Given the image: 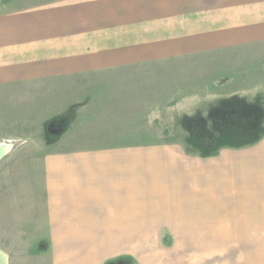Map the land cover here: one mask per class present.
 I'll use <instances>...</instances> for the list:
<instances>
[{"label":"rangeland","instance_id":"rangeland-1","mask_svg":"<svg viewBox=\"0 0 264 264\" xmlns=\"http://www.w3.org/2000/svg\"><path fill=\"white\" fill-rule=\"evenodd\" d=\"M51 1L55 0H0V13ZM178 62L124 72L134 76L152 75L151 83L136 82L140 81L138 78L130 84L115 83L104 77H100L101 82L78 78L69 89L70 98H40V108H32L35 103H30V99H0V144L10 146L8 154L0 160V250L7 255L8 264L256 262L253 252L258 247L264 251V243L246 242L250 230L230 226L226 216L225 150L234 148L219 147L212 155L204 156L190 141L180 121L183 117L203 114L227 100V95L232 93V85L226 83L227 76H238L245 71L243 84L250 91L258 85L256 82L263 83L264 45L226 54L202 53ZM161 75L168 79L165 81ZM64 103L68 104L63 106ZM85 106L84 116L81 110ZM103 106L121 112L123 115L118 118L123 123H116L118 118L98 110ZM132 106L135 113L124 114L129 111L125 108ZM82 118H87V123ZM111 118L116 124H104V119ZM127 134L139 140L143 137L147 142H94L100 137L119 138ZM172 139L184 142H162ZM128 151L142 156L163 152L185 154L188 160L184 163L185 184L178 191L186 192L190 202L175 206L171 202L146 203L143 206L146 209L137 210L142 216L137 223L139 227L133 228V238L127 226V229L114 225L67 227L64 220L56 219L51 220L56 225H49L48 202L42 198L45 199L47 187L52 197L68 194V183L76 176L79 165L74 161L75 156ZM72 156L69 162L67 157ZM197 192L205 198L202 205L206 209L211 207L210 210H196L201 206L192 202ZM180 205L185 210L182 220L176 221L179 224L146 226L152 223L148 218L152 219L154 214L168 220L165 210ZM262 229L259 234L264 235Z\"/></svg>","mask_w":264,"mask_h":264},{"label":"crops","instance_id":"crops-1","mask_svg":"<svg viewBox=\"0 0 264 264\" xmlns=\"http://www.w3.org/2000/svg\"><path fill=\"white\" fill-rule=\"evenodd\" d=\"M259 45H264V0H55L0 13V99H30L35 103L32 108H40V98H70L69 89L78 78L101 82L104 77L129 84L138 78L136 82L151 83L152 75L124 72ZM240 73L226 77V83L232 85L227 97L257 101L264 107V82L258 80L250 91L243 84L245 71ZM114 108L98 110L116 118L123 115ZM125 109L129 111L124 114L135 113L133 106ZM86 111L85 106L81 114L85 116ZM81 121L87 123V118ZM103 122L123 123L119 118L116 123L112 118ZM144 140L127 134L94 142ZM75 157L79 165L68 183V194L52 197L47 187L42 198L48 202L50 226L56 225L51 222L55 219L64 220L67 227L127 226L133 238V228L139 227L142 216L137 210L146 209V203L171 202L175 206L190 202L186 192L178 191L185 184V154L142 156L128 151ZM69 158L70 162L74 157ZM225 177L228 224L248 228L246 242L264 243V235L259 234L260 228L264 231V136L253 145L225 150ZM147 188L151 189L143 191ZM140 191L145 193L139 195ZM197 194L192 202L201 206L196 210H210L203 206L205 198ZM184 210L181 205L165 210L168 220L154 214L146 226L177 225ZM253 253L256 262L251 264H264V251L258 247Z\"/></svg>","mask_w":264,"mask_h":264},{"label":"trees","instance_id":"trees-1","mask_svg":"<svg viewBox=\"0 0 264 264\" xmlns=\"http://www.w3.org/2000/svg\"><path fill=\"white\" fill-rule=\"evenodd\" d=\"M263 122V105L238 97L220 101L205 113L180 121L190 141L204 156L223 146L239 149L255 144L264 136Z\"/></svg>","mask_w":264,"mask_h":264},{"label":"water","instance_id":"water-1","mask_svg":"<svg viewBox=\"0 0 264 264\" xmlns=\"http://www.w3.org/2000/svg\"><path fill=\"white\" fill-rule=\"evenodd\" d=\"M0 150H1V148H0ZM8 152H6V153H4L2 155H1V152H0V160H2L8 154ZM0 264H8V258L4 257L3 253L1 252V250H0Z\"/></svg>","mask_w":264,"mask_h":264},{"label":"bare ground","instance_id":"bare-ground-1","mask_svg":"<svg viewBox=\"0 0 264 264\" xmlns=\"http://www.w3.org/2000/svg\"><path fill=\"white\" fill-rule=\"evenodd\" d=\"M0 148H1V150H0L1 155L10 151V146L8 144H0ZM2 253H3L4 257H7V255L4 252H2Z\"/></svg>","mask_w":264,"mask_h":264}]
</instances>
